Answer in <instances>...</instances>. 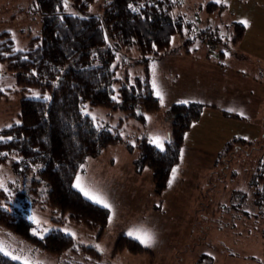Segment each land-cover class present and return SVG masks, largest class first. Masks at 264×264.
I'll return each instance as SVG.
<instances>
[{"label":"rangeland","instance_id":"rangeland-1","mask_svg":"<svg viewBox=\"0 0 264 264\" xmlns=\"http://www.w3.org/2000/svg\"><path fill=\"white\" fill-rule=\"evenodd\" d=\"M33 1L0 0V31L10 33L16 49H23L29 36L40 33V16L31 10ZM208 2L217 6L208 11ZM98 3L96 0L89 11L96 12ZM171 13L182 14L185 21L191 22L190 37L195 44L205 43L206 50H212L217 38L226 35V24H250L244 42L249 49L256 47L258 32L260 38L264 35V0H180ZM215 24L218 26L214 27ZM227 28L228 40H233L237 35L234 26L227 25ZM178 39V33L171 39L175 48ZM130 55L134 57L137 53L131 51ZM162 55L148 62L149 79L159 99V109L144 113L143 122L130 118L122 127V139L99 155L88 156L73 180L74 187L86 198L109 210L101 235L98 230L70 222L66 215L42 203H28L30 198L27 202L14 199V191L24 190L22 185L26 179L30 181L37 176L34 171L38 167L32 166L27 173L20 171L16 175L6 162L0 166V189L7 196L0 197V206L17 208L33 223L34 235L41 237L51 229H60L74 237L75 246L60 254L50 253L0 225L2 253L23 264H264V208L258 212L252 198L255 188H262L260 202L264 203V183H254L257 174L264 181V136L258 138L259 129H264L260 126L264 125V102H260L259 110L253 108L257 100L248 104L250 97L261 99L254 79L264 74V63L253 57L252 61L260 64L255 77L238 76L232 85L228 83L223 89L222 94L229 91L230 95L239 97L245 109L233 104L228 107L221 103V106L237 114H248L249 119L225 117L221 121L216 119L220 117L215 116L211 107L221 98V93L209 82L213 79L211 68L195 60L178 61L174 53L169 57ZM118 57L119 76L132 78L143 73L142 63L130 62L124 66ZM15 87V72L1 65L0 89L9 88L11 92L0 99V128L19 122L22 95L14 92ZM38 94L32 90L24 96ZM178 101H198L204 104V113L184 135L182 181L172 178L167 188L156 194L150 168L136 169V150L129 149L128 145L144 135L163 148L170 130L168 108ZM83 111L98 125L108 128L122 115L102 106L86 105ZM234 138L245 142L233 141ZM228 142L234 145L230 153L226 151ZM121 232H127L126 235L136 239L147 251H115ZM80 245H91L95 250Z\"/></svg>","mask_w":264,"mask_h":264},{"label":"trees","instance_id":"trees-1","mask_svg":"<svg viewBox=\"0 0 264 264\" xmlns=\"http://www.w3.org/2000/svg\"><path fill=\"white\" fill-rule=\"evenodd\" d=\"M95 3L34 0L31 10L40 16V33L29 36L23 49L15 48L8 31H0V66L15 72L13 90L22 95L19 122L0 128V166L9 162L16 175L37 166V176L26 179L24 190H15L12 197L42 203L66 215L70 222L98 230L101 235L109 210L86 198L74 187L73 180L88 156H97L122 139V127L130 118L143 122L144 113L159 109L148 62L170 50L176 33L184 40L192 39L189 30L193 26L182 14L171 13L180 0H99L98 10L90 12ZM215 6L208 2L206 9L211 11ZM184 26L188 27L185 31ZM233 26L237 39L243 25ZM131 51L137 55L131 56ZM118 55L124 66L142 63L143 73L132 78L119 76ZM32 90L39 92L37 97L24 96ZM9 92V88L0 89V99ZM86 105L102 106L122 115L112 128L102 127L84 113ZM203 106L199 102H177L168 108L170 130L163 148L144 135L128 145L137 152L136 169L150 168L156 194L167 188L180 163L184 135L199 118ZM233 141L245 142L241 138ZM233 147L228 142L226 151ZM258 181L264 183L259 174L254 183ZM261 189L255 188L252 195L258 212L264 208ZM6 196L0 189V197ZM0 225L50 253L60 254L75 246L74 237L60 229H51L41 237L34 235L33 223L15 207L0 206ZM262 232L264 236V228ZM80 246L95 250L91 245ZM114 250L147 251L125 234L119 235ZM0 264L23 263L0 251Z\"/></svg>","mask_w":264,"mask_h":264},{"label":"crops","instance_id":"crops-1","mask_svg":"<svg viewBox=\"0 0 264 264\" xmlns=\"http://www.w3.org/2000/svg\"><path fill=\"white\" fill-rule=\"evenodd\" d=\"M241 24V23H240ZM227 25H234L233 24H226V35L222 38L218 37L217 42L213 43L212 50L208 49L206 50L205 43H197L195 44L194 39H187L184 40L181 35L179 34V39L175 42L173 47L171 45L170 50L167 52L163 53V57H169L172 56L173 53L175 54L176 57H174L176 60L181 61L185 60H195L198 61L199 64L205 63L211 68V75L213 79L209 80L211 83V87L215 90H218V93H221V98L215 102V104H212L211 107L215 110L216 114L215 116H219L220 118H216L218 120L223 121L225 117H230V118H239V119H249L248 114H237L236 112L234 113L233 111L227 110V108H224L223 105H226L229 107L230 104L236 105L244 110V104L241 105L240 103L242 100L239 97H236L235 95H230L229 91L227 94H222L223 89L226 88L228 83L231 85L234 83V79L238 76H247L250 78H254L255 73L258 72L260 64H256L255 61H252L253 57L256 58L257 60H260L261 63H264V35L260 38V32L257 33V41H256V47L255 48H250L248 45H245V38H246V31L248 30L247 25H243V30L242 34L239 38L233 40H228L229 39V33L227 32ZM218 25L215 24L214 27H217ZM260 29L258 28V31ZM224 30L222 31V35L224 34ZM228 34V35H227ZM250 45V44H249ZM189 47L191 49H189ZM178 48V49H177ZM193 48V49H192ZM178 54V55H177ZM260 76V73L258 74ZM230 77V78H229ZM254 84H258L259 88V95L261 99H254V98H248V104L249 101L250 103L252 101L257 100V105L254 104L253 108L256 110H259L262 108V105H260V102H264V74L262 77L259 79L255 80L254 79ZM153 89V87H152ZM154 92V90H153ZM155 93V92H154ZM180 102V101H178ZM189 102H198V101H189ZM177 103V102H176ZM222 103V104H221ZM253 103V102H252ZM246 105V104H245ZM206 107V104H205ZM217 109V110H216ZM202 114L204 112H201ZM212 113H209V115ZM201 114L197 120H195L193 123L197 122L201 118ZM192 123V124H193ZM191 124V125H192ZM190 125V127H191ZM261 127H264V125H260ZM189 127V129H190ZM197 132V131H196ZM259 135L258 138L261 136H264V129H259ZM199 136L202 137V134L200 131L197 132ZM169 135V133H168ZM167 135V138H168ZM201 139V138H200ZM235 139V138H234ZM233 139V140H234ZM242 139V138H241ZM246 139L250 140V136H247ZM252 139V138H251ZM167 140V139H166ZM245 140V139H244ZM259 140V139H258ZM260 141V140H259ZM262 142V141H260ZM264 150V149H263ZM262 150V151H263ZM137 155V152H136ZM107 161V159H106ZM101 162V161H100ZM108 163H112V160H109ZM92 166H94V163H92ZM181 169H182V162H181V151H180V163L179 165L175 168L174 173L171 176L172 178H175V181L178 182L182 181V177L180 176L181 174ZM152 188H153V183H152ZM154 189V188H153ZM127 232H121L122 234L126 235ZM129 236V235H127ZM131 237V236H130Z\"/></svg>","mask_w":264,"mask_h":264}]
</instances>
